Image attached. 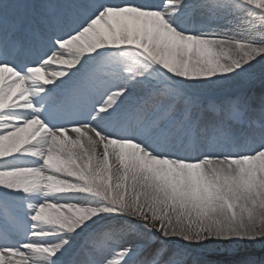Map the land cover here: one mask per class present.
I'll list each match as a JSON object with an SVG mask.
<instances>
[{
  "label": "snow or ice",
  "instance_id": "6c2138e0",
  "mask_svg": "<svg viewBox=\"0 0 264 264\" xmlns=\"http://www.w3.org/2000/svg\"><path fill=\"white\" fill-rule=\"evenodd\" d=\"M0 264H264V0H0Z\"/></svg>",
  "mask_w": 264,
  "mask_h": 264
},
{
  "label": "rangeland",
  "instance_id": "374dc122",
  "mask_svg": "<svg viewBox=\"0 0 264 264\" xmlns=\"http://www.w3.org/2000/svg\"><path fill=\"white\" fill-rule=\"evenodd\" d=\"M209 2H213V0H209ZM228 54L231 55L232 53L229 52ZM53 70H56V71L62 70V67L60 65H54ZM261 91H262V85L258 80L255 83L235 81V82H231L230 84H228L224 89H222L218 93V95H224L226 93L243 92V93H246L249 97L253 98L254 100L259 101ZM69 135H72V133H69ZM249 253L259 256L260 255L259 247L258 246L256 247L248 246L246 249L242 250V254H249Z\"/></svg>",
  "mask_w": 264,
  "mask_h": 264
},
{
  "label": "bare ground",
  "instance_id": "6f19581e",
  "mask_svg": "<svg viewBox=\"0 0 264 264\" xmlns=\"http://www.w3.org/2000/svg\"><path fill=\"white\" fill-rule=\"evenodd\" d=\"M153 2H154V3H157V4H159V5L162 4L163 6L167 4V3L165 4L162 0H161L160 2H159L158 0H154ZM64 58H66V59H70V58H71L70 53L66 54ZM53 68H54V65L52 66L51 69H46V70H45V74H46V76L48 75L49 72H51V71H56V70H53Z\"/></svg>",
  "mask_w": 264,
  "mask_h": 264
}]
</instances>
